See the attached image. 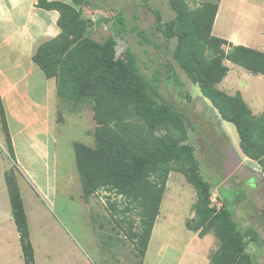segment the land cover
<instances>
[{"label":"trees","instance_id":"1","mask_svg":"<svg viewBox=\"0 0 264 264\" xmlns=\"http://www.w3.org/2000/svg\"><path fill=\"white\" fill-rule=\"evenodd\" d=\"M39 2L46 9L60 13V34L41 45L33 57L46 76L60 78L65 70L67 78L63 88L66 91L85 90L96 78L107 80L94 114L100 125L95 136L96 149L74 144L75 164L84 195L106 189L124 196L129 204L134 205L139 210L140 224L139 232L131 233V236L145 253L169 173H180L196 193L199 223L195 230L200 228L199 235L202 236L203 232L212 229L220 242L210 259L211 264H254L243 251L248 243L256 244L259 235L252 226L240 229L225 201L218 209L209 206L212 184L197 174L200 164L194 157L193 146L185 143V117L159 93L161 73L155 71L152 79L147 80L140 73L129 47L116 56L115 38L123 25L119 16L115 19L113 35L103 43H97L84 36L85 23L80 14L87 0H71L70 5ZM172 7L177 15L167 22H161L160 12L154 11V30L166 43L176 38L174 59L186 74L199 67L192 81L202 96L211 102L212 108L207 109L216 110L222 120L234 124L241 150L258 161L264 174V115L252 117L239 94L227 96L213 88L227 72L223 60L264 76V53L239 46L231 47L227 52L223 48L220 50L218 45L225 44V41L211 35L216 5L204 3L194 10L188 9L184 3L179 8ZM132 32H137L140 44L159 47L151 43L143 30L132 27ZM165 75L180 84L171 66ZM187 100L190 101V97ZM0 124L8 157L14 161L1 105ZM254 130L262 137L256 145L252 142ZM4 177L24 264H35L15 174L7 171ZM110 206L114 209L113 205Z\"/></svg>","mask_w":264,"mask_h":264},{"label":"rangeland","instance_id":"2","mask_svg":"<svg viewBox=\"0 0 264 264\" xmlns=\"http://www.w3.org/2000/svg\"><path fill=\"white\" fill-rule=\"evenodd\" d=\"M220 1L87 0V5L83 7L80 18L85 23L83 26L84 36L94 42L103 43L113 35L115 19L119 16L118 18L123 25L120 34L115 38V54L119 57L129 47L136 57L140 73L147 80L152 79L155 71L161 73L159 93L164 101L172 104L185 117L187 135L185 143L193 146L194 157L200 164L197 174L212 184L210 198L215 197L216 200L214 202L210 200L209 206L218 209L225 201L230 210L229 213L231 216L233 215L232 217L240 229L243 230L252 226L264 239V221H262L264 219V195L263 190L260 189L261 183L256 185L257 181L264 180V174L260 167L255 165L257 171L252 176L247 178L243 175V172L246 173L245 170L239 171L237 173L239 180L235 182V185L232 178L225 186H217L219 179L214 177V171L218 164V138L215 136L218 132L211 123H207L208 116L216 120L217 114L214 110L207 109V107L212 108L211 102L202 96L197 84L192 81L193 74L199 67L191 71V74H186L174 59L176 38L166 43L160 33L154 30L156 22L154 11L160 12L161 22H167L174 20L177 15L172 6L179 8L184 3L188 9L194 10L204 3H211L216 5L218 9ZM224 3L236 7H240L239 4L245 5L242 7L243 10H247L246 5H252L248 8V13L257 19L252 21L249 30L252 33L259 31L260 28L264 30V0H224ZM227 14L229 17H236L237 12L226 10L222 16ZM249 21L247 20V22ZM132 27L143 30L148 39H151V43L158 44L159 47L152 44H140V38L137 37V32H132ZM215 38L217 37L215 36ZM218 47L220 50L223 48L226 52L231 49L226 42L225 44L220 43ZM194 63L197 67V62ZM226 63V60L222 61V64ZM169 66L174 68L180 84L165 77V71ZM66 75L67 72L63 70V73L59 75L60 78H56L58 114L56 116V179L53 194L45 195L40 190H37L38 192L32 191L29 186L30 178L28 175L22 171L18 173L17 170L20 168L18 169L17 164L8 157L0 124V163L2 164L0 167L4 168V172L13 171L20 181L21 190L19 193L20 197L23 198L22 205L24 203L29 216L31 237L36 249L34 263L151 264L149 261L155 258L156 253L160 251L159 256L162 253L163 255L160 262L156 259L157 264H173L179 256H182L181 264H190V261L193 260L190 256L195 245L189 239L187 241L184 238L178 240L176 235L180 237L186 232L185 229L199 234L201 229L195 230L199 223L195 208V190L186 183L180 173L174 171L169 173V183H166L159 206V214L154 222L155 227L151 234V242L149 240L151 244L148 242L145 253H142L136 239L131 236V233L139 232L140 224L139 210L135 209L134 205L129 204L124 196L106 189L94 191L89 196L84 195L82 180L75 164L74 144L79 143L90 149H96L95 136L100 125L96 123L94 114L107 80L96 78L85 90L81 88L66 91L63 88ZM224 77L213 88L216 89ZM223 90H228L229 94L233 93L229 89ZM227 92L222 91L225 95L230 96ZM187 97H190V101L187 100ZM203 136L209 138V141L204 140ZM261 138V133L254 130L252 142L256 145ZM34 167L37 168L36 165ZM37 170L38 168L35 170V174H39ZM3 202L5 205L7 204L4 193L0 191V205ZM110 205H113L114 209ZM25 217L28 229L26 214ZM167 222L168 224H166ZM165 224L167 225L166 229ZM167 234L172 237L175 235V240H170ZM210 234L214 235L212 229L203 232L201 238H207ZM203 244L202 250L206 256L211 245L205 241ZM217 245L218 249L220 243ZM248 246L249 244L245 247L248 250H244V252L248 255H254L259 259L257 263L262 264L263 256L258 255L257 247ZM214 252L209 253V259ZM170 256L174 259L171 260ZM209 261L211 264V260Z\"/></svg>","mask_w":264,"mask_h":264},{"label":"crops","instance_id":"3","mask_svg":"<svg viewBox=\"0 0 264 264\" xmlns=\"http://www.w3.org/2000/svg\"><path fill=\"white\" fill-rule=\"evenodd\" d=\"M39 1L0 0V105L12 144L14 162L18 166L17 168H20L17 170L19 171L18 173L22 171V173L28 175V178H30L29 186L32 188V191L40 190L45 195H51L55 191L56 179L57 81L55 77H47L34 62L33 57L41 45L54 40L60 34L61 30L58 26L60 13L55 9H46L38 4L40 3ZM44 1L46 3L71 4V0ZM239 6L225 4L224 0L218 3L211 35L224 40L230 48L239 46L264 53V30L260 28L259 31L253 33L249 30L252 21L257 19V17L254 18L248 13V8L252 5H246L248 7L247 10L242 9L245 5L239 4ZM226 10L236 11V17H229L228 14L222 16ZM247 20L250 21L247 22ZM223 65L227 68V72L224 79L216 86V89L220 92L228 91L223 89L233 91L230 94L227 92L230 96L239 94L252 117L259 118L263 116L264 76L252 74L246 69L228 61ZM214 111L217 114V118H219H216V120L212 119L214 125L216 124V130L219 134L222 133L228 145V149H224L225 153L222 154L220 153V144L217 145L218 156L221 154L217 162L221 166L230 169L229 173L219 179L217 186H225L232 178L235 185V182L239 180L237 177L239 171L245 170L246 173L243 172V175L248 178L257 171L255 165L257 167H260V165L258 161L249 158L241 150L239 135L234 124L222 120L216 110ZM219 129L220 131H218ZM202 138L209 141V138L206 136ZM218 138L220 137L218 136ZM0 165L2 164L0 163ZM35 165L38 168L39 174H35V170L37 169L34 167ZM3 169V167H0V191L4 193L7 204L5 205L3 202L0 205V264H24L19 235L13 220L4 177L6 171L4 172ZM15 178L20 191V181L17 179L16 174ZM167 183H169V179ZM258 183H261L260 189L263 190L264 195V180L261 182L257 181L256 185ZM27 188L29 189V187ZM21 200L23 202L22 197ZM23 209L27 215L29 239L34 256L36 249L32 241L29 216L24 203ZM167 229L169 228L167 227ZM185 231L180 237L176 235V238L178 240L184 238L185 241L189 239L195 245L193 247L194 251L190 256L193 258L190 264H209V253L218 250L217 244L220 243L218 239L211 234L207 238L204 237L202 239L201 237L203 236L199 234L193 233L188 229H185ZM174 237L170 236V234L168 236L172 241L175 240ZM258 239L256 244L252 242L248 244L249 246L253 245L257 247L256 249L259 251L258 255L261 254L263 256L261 263L264 264V239L260 236ZM203 241L211 245L209 246V250H207L206 246V256L202 250V245L204 246ZM159 253H156L155 258L149 261L151 264H157L156 259L160 262L163 253L160 255L161 257ZM243 253L246 254L244 251ZM198 254H200V258ZM248 256L251 257L254 264H258L257 261L259 259L254 257V255L249 254ZM170 259L173 260L174 258L170 256ZM176 259L177 261L173 264L182 263V256Z\"/></svg>","mask_w":264,"mask_h":264},{"label":"flooded vegetation","instance_id":"4","mask_svg":"<svg viewBox=\"0 0 264 264\" xmlns=\"http://www.w3.org/2000/svg\"><path fill=\"white\" fill-rule=\"evenodd\" d=\"M208 116V115H207ZM207 120H208V122L207 123H211L212 124V127L214 126V128L216 129V126L214 125V121L211 119V118H209V116H208V118H207ZM195 127V126H194ZM194 127H193V129H194ZM217 138H218V136L221 138H218L217 139V143L218 144H220V147H221V150H220V153L222 154V153H225V150L226 149H228V145H227V143L225 142L226 141V138H223V136H222V133L221 134H219V133H217V135H215ZM208 141V140H207ZM225 149V150H224ZM220 154V155H221ZM220 155L217 157L218 159L220 158ZM205 157H208V156H205ZM217 159V160H218ZM228 173V168H225L224 166H221V164H217V166L215 167V171H214V177L215 178H217V179H221L223 176H225L226 174Z\"/></svg>","mask_w":264,"mask_h":264},{"label":"built area","instance_id":"5","mask_svg":"<svg viewBox=\"0 0 264 264\" xmlns=\"http://www.w3.org/2000/svg\"><path fill=\"white\" fill-rule=\"evenodd\" d=\"M210 200H211L212 202H214V201L216 200V198L213 197V198H210Z\"/></svg>","mask_w":264,"mask_h":264},{"label":"water","instance_id":"6","mask_svg":"<svg viewBox=\"0 0 264 264\" xmlns=\"http://www.w3.org/2000/svg\"><path fill=\"white\" fill-rule=\"evenodd\" d=\"M230 169H228V173H229Z\"/></svg>","mask_w":264,"mask_h":264},{"label":"bare ground","instance_id":"7","mask_svg":"<svg viewBox=\"0 0 264 264\" xmlns=\"http://www.w3.org/2000/svg\"><path fill=\"white\" fill-rule=\"evenodd\" d=\"M156 234V233H155Z\"/></svg>","mask_w":264,"mask_h":264}]
</instances>
